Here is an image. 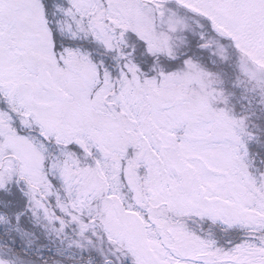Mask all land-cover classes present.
Returning a JSON list of instances; mask_svg holds the SVG:
<instances>
[{
  "label": "snow or ice",
  "instance_id": "1",
  "mask_svg": "<svg viewBox=\"0 0 264 264\" xmlns=\"http://www.w3.org/2000/svg\"><path fill=\"white\" fill-rule=\"evenodd\" d=\"M0 264H264V0H0Z\"/></svg>",
  "mask_w": 264,
  "mask_h": 264
}]
</instances>
